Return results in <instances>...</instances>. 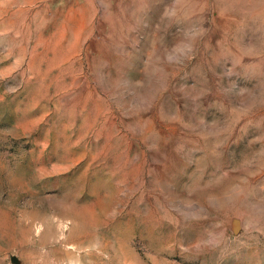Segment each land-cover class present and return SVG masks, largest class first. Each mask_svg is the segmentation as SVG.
I'll return each instance as SVG.
<instances>
[{
    "label": "rangeland",
    "instance_id": "rangeland-1",
    "mask_svg": "<svg viewBox=\"0 0 264 264\" xmlns=\"http://www.w3.org/2000/svg\"><path fill=\"white\" fill-rule=\"evenodd\" d=\"M0 264H264V0H0Z\"/></svg>",
    "mask_w": 264,
    "mask_h": 264
},
{
    "label": "water",
    "instance_id": "water-1",
    "mask_svg": "<svg viewBox=\"0 0 264 264\" xmlns=\"http://www.w3.org/2000/svg\"><path fill=\"white\" fill-rule=\"evenodd\" d=\"M13 263H17V260L15 258H12Z\"/></svg>",
    "mask_w": 264,
    "mask_h": 264
}]
</instances>
